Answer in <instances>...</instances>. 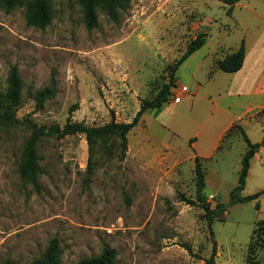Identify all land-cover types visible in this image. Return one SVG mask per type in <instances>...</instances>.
<instances>
[{
  "label": "rangeland",
  "instance_id": "1",
  "mask_svg": "<svg viewBox=\"0 0 264 264\" xmlns=\"http://www.w3.org/2000/svg\"><path fill=\"white\" fill-rule=\"evenodd\" d=\"M28 3L0 0V97L13 65L23 82L20 122L0 125V264H30L53 237L62 249L60 264L99 257L106 247L117 250V264H198L214 249L215 264L260 263L264 195L232 204L230 194L247 150L240 128L261 142L264 110L235 123L212 149L226 115H210L205 100L194 104L180 89L185 85L192 95L198 83L212 92L229 84L230 74L218 69L217 60L264 31V0L232 6L222 0H130L117 21L98 9L93 29L78 0H50L51 21L44 26L28 22ZM198 36L206 43L175 73L172 88L180 101L147 109L128 133L124 155L119 138L99 142L90 173L84 134L49 136L37 146L40 189L22 177L31 133L26 118L45 126H63L69 118L87 126L130 123L142 102L155 101L170 66ZM52 77L55 95L37 108L35 94L50 87ZM223 105L239 108L230 97ZM196 155L210 207L227 206L211 228L206 212L189 203L197 202ZM263 189L264 146L251 160L242 195Z\"/></svg>",
  "mask_w": 264,
  "mask_h": 264
},
{
  "label": "trees",
  "instance_id": "2",
  "mask_svg": "<svg viewBox=\"0 0 264 264\" xmlns=\"http://www.w3.org/2000/svg\"><path fill=\"white\" fill-rule=\"evenodd\" d=\"M13 4H23L26 0H9ZM50 0H29V23L39 26H44L51 21V13L49 10ZM83 6L85 25L88 29H93L98 26V9H102L112 20L117 21L120 11L124 10L130 0H78ZM225 4L230 6L236 4L240 0H222ZM206 43L204 36H198L186 48L184 53L175 63L170 66L169 81L163 85L162 89L157 93L156 99L153 102H142L134 119L130 123H120L112 119L109 123L102 126H87L82 122H75L69 118L63 126L59 125H38L34 121L26 118L31 133L24 144L23 160L20 165V172L23 178L27 179L36 190L40 189L39 185V156L38 143L41 139L49 136L63 138L69 135L84 134L89 145V171L93 172L92 157L96 149V145L100 142L104 145L106 139L114 136L120 140V151L124 155L127 151L128 133L135 127L141 115L147 109H156L157 111L170 100L171 89L174 83L176 71L194 52L199 50ZM246 55V46L242 41L239 48L228 54L222 59L217 60L216 66L223 72L234 73L241 69ZM55 78L52 77L51 86L41 89L35 94L34 100L36 107L40 108L44 103L55 95ZM23 82L20 77L17 65H13L7 77V86L5 92L0 97V125L10 126L20 122L17 116V110L22 101ZM243 138L247 143V150L241 160V169L239 172L238 185L232 190L230 194V202L236 204L239 202H247L258 199L264 195V189L248 196H243L242 192L245 189L248 173L251 167L252 158L259 152L260 148L264 146V137L261 142L253 143L247 136L243 127L240 128ZM193 138L192 140H194ZM195 173H196V198L197 202L189 200L192 205L200 206L206 212V219L208 226L211 228L215 214L221 215L227 209L223 203H218L215 208H211L207 201V196L204 194L206 187L204 171L201 160L198 155L195 156ZM258 236L261 239L264 247V222H262L257 229ZM190 251L191 249L188 248ZM215 249L210 258L198 264H215ZM118 252L111 247L104 248L99 257L85 258L78 261L76 264H117ZM62 256V249L59 244V239L53 237L41 258L33 260L30 264H60ZM4 264H16L10 260ZM258 264H264L263 260Z\"/></svg>",
  "mask_w": 264,
  "mask_h": 264
},
{
  "label": "crops",
  "instance_id": "3",
  "mask_svg": "<svg viewBox=\"0 0 264 264\" xmlns=\"http://www.w3.org/2000/svg\"><path fill=\"white\" fill-rule=\"evenodd\" d=\"M228 74L230 82L223 88L212 92L203 90V85L198 83L192 95L189 94L188 88V93L184 96V98L190 96L194 104L195 101L205 100L210 115L217 112L226 115V119L217 129L212 149L219 146L226 132L235 123L251 121L250 117L264 110V31L256 35L251 45H246V55L241 69ZM229 97L232 103L239 105V108L232 109L229 105H223ZM195 138L198 140V133H195Z\"/></svg>",
  "mask_w": 264,
  "mask_h": 264
},
{
  "label": "built area",
  "instance_id": "4",
  "mask_svg": "<svg viewBox=\"0 0 264 264\" xmlns=\"http://www.w3.org/2000/svg\"><path fill=\"white\" fill-rule=\"evenodd\" d=\"M177 88H172L171 90V95H170V99L172 100H175V101H180V98L178 95H180L179 93L177 94V91H176ZM181 92H187L188 91V87L187 86H183L181 89H180ZM177 97V98H176Z\"/></svg>",
  "mask_w": 264,
  "mask_h": 264
}]
</instances>
